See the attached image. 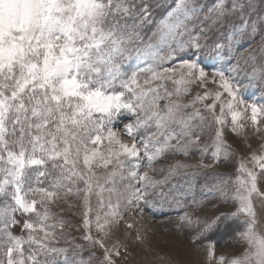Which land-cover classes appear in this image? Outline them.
Wrapping results in <instances>:
<instances>
[{
	"label": "snow or ice",
	"instance_id": "1",
	"mask_svg": "<svg viewBox=\"0 0 264 264\" xmlns=\"http://www.w3.org/2000/svg\"><path fill=\"white\" fill-rule=\"evenodd\" d=\"M241 88L264 94V0H0V264H91L53 211L76 207L70 198L83 208L82 239L103 250L98 264H115L119 245L104 243L113 226L180 204L192 170L230 163L229 115L234 135L247 130L240 108L262 132L264 103ZM197 154L196 164L163 163ZM248 160L235 175H203L213 199L236 204L194 221L193 244L233 231L238 251L216 264H264V151Z\"/></svg>",
	"mask_w": 264,
	"mask_h": 264
},
{
	"label": "rangeland",
	"instance_id": "2",
	"mask_svg": "<svg viewBox=\"0 0 264 264\" xmlns=\"http://www.w3.org/2000/svg\"><path fill=\"white\" fill-rule=\"evenodd\" d=\"M204 63L211 65L212 62L205 61ZM207 70L211 72L212 69L209 66ZM207 87L215 91L218 86L209 84ZM196 91L202 92L203 90L194 87L193 94ZM240 91L242 98L246 102L264 103V94L261 92L256 91L253 94V90L249 88H241ZM222 99H226V94ZM210 102L208 101V103ZM238 111L241 113L239 122L245 123L247 130L239 136L234 135L230 130V115L227 117L229 126L224 129V139L235 154L230 158V163L227 166L223 164L217 165L213 169L192 170L199 171L200 174L193 180L191 188L181 189L187 195L181 197L180 204L173 203L171 206H157L154 209L146 210L142 217L128 215L119 227L113 226L104 243L110 249L113 245H119L120 256L113 257L115 264H216L217 258L220 256L231 257L234 252L238 251L237 242L233 238V231L225 237L223 232L219 234L223 226L207 233L202 244L197 245L191 242V237L195 236L199 231L194 223L197 217L201 220H211L221 213H231L236 209L235 203L225 205L220 203L219 199L212 198L211 193L204 187L205 183L211 184L212 181L211 179L205 181L203 178L204 173L230 172L235 175L234 170L241 160L246 162L247 167L252 168V162L248 160V157L252 153L259 155L261 151H264L260 147L264 143V127H262V132L259 135L252 133L250 109L245 111L240 108ZM217 114H219L218 107ZM262 121H264V118H262ZM119 127L122 128V125ZM212 135H214V132L205 137L202 143L207 142ZM121 139L131 144V140L127 137L121 136ZM175 160H179L181 163L196 164L199 162L200 157L198 154L190 157H168L163 163L169 164ZM205 162H210V160ZM156 166L160 167L161 165L158 163ZM254 170L259 172V169ZM257 187L261 193H264V177L258 176ZM254 199L259 208V198L254 197ZM70 200L77 206L70 209L67 204L60 203L53 207V211L59 214L58 218L66 221L63 230L64 236L74 244L84 245V249L80 254L83 255L86 261L94 254L91 264H98V261L103 256V250L98 247L93 249L91 245L82 239L85 231L83 227V208L80 206V201L75 200V198H70ZM194 202L199 206H191ZM186 213L193 220V224L190 226H188L187 219H185L183 224H181L179 219L181 216H185ZM128 221L134 224L132 229L124 226L125 222ZM137 229L140 230L141 236L144 237L143 242H138L135 239ZM15 231L16 234H19V229ZM57 231L59 232L60 229L58 228ZM213 234H215L214 237H212ZM92 235L93 237L98 235L94 227ZM209 236L214 240L210 242ZM209 243L214 245L215 258L211 261L207 255ZM60 246L71 247V245L65 244L63 240L60 241Z\"/></svg>",
	"mask_w": 264,
	"mask_h": 264
},
{
	"label": "trees",
	"instance_id": "3",
	"mask_svg": "<svg viewBox=\"0 0 264 264\" xmlns=\"http://www.w3.org/2000/svg\"><path fill=\"white\" fill-rule=\"evenodd\" d=\"M231 231H232L231 229L225 230L223 227H221V233H219V234H222V232H223L224 233V237H225V236H228L231 233ZM215 234H213L212 237H214ZM212 237L211 236L208 237L210 242H211V240H214Z\"/></svg>",
	"mask_w": 264,
	"mask_h": 264
}]
</instances>
